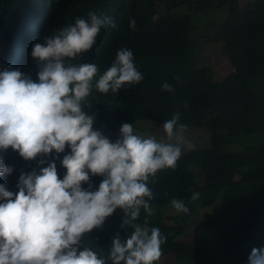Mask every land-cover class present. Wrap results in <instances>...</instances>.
<instances>
[{"label":"trees","instance_id":"1","mask_svg":"<svg viewBox=\"0 0 264 264\" xmlns=\"http://www.w3.org/2000/svg\"><path fill=\"white\" fill-rule=\"evenodd\" d=\"M226 2L231 4L227 19L208 39L222 44L232 72L214 81L210 67H196L190 55L194 47L193 15ZM89 12L111 17L116 25H105L93 48L70 61L98 67L92 92L83 104L88 115L94 116L93 129L104 116H113L115 127L108 139L115 142L123 121L150 120L162 127L177 109L181 123L209 128L213 133L209 147L182 153L174 169L158 171L149 178L147 184L154 196L150 204L152 208L170 205L167 210L174 214L169 218H179V231L183 232L190 221L198 219L197 206L215 202L214 214L206 225L217 238L216 255L229 264H248L254 248L264 249V145L248 153H222L218 146L230 138L264 130V91L249 90L251 82L264 79V0H248L241 8L236 0H0V72L14 68L37 81L33 45L74 24L76 18L87 19ZM132 19L136 21L135 30L129 27ZM122 48L133 52V62L143 80L126 84L117 93L98 92L96 80L111 67ZM165 82L172 85L174 94L161 91ZM185 102L187 108L183 107ZM67 154L70 149L66 147L58 155L53 152L26 161L9 148L0 152V157L13 171L0 175V180L16 193L21 174L39 172L40 167L53 162V157L57 175L63 179L66 169L61 161ZM196 171L201 173V185L195 182ZM102 179L90 174L89 182L82 187L89 190L90 184V190L95 191ZM193 193H199L194 201ZM203 195L209 197L201 200ZM173 199L184 201L189 211L176 212L171 206ZM122 218V210L117 208L101 228L83 237L79 250L91 247L106 258L117 233L122 240L131 235L130 227L121 228ZM145 219L149 228H159L166 237L160 260L170 254L191 264H208L210 255L204 239L177 240L176 231L162 222L164 218L146 216L142 209L136 223L143 224ZM106 264L111 262L106 260Z\"/></svg>","mask_w":264,"mask_h":264},{"label":"clouds","instance_id":"2","mask_svg":"<svg viewBox=\"0 0 264 264\" xmlns=\"http://www.w3.org/2000/svg\"><path fill=\"white\" fill-rule=\"evenodd\" d=\"M105 25L116 27L111 17L89 12L87 19L76 18L74 24L59 29L43 43H35L31 56L37 61V81L18 69L0 72V152L11 148L30 161L70 149L61 161L66 169L63 179L57 175L53 157L39 172L21 174L16 193L0 180V264H106V260L111 264H156L160 260L166 237L159 228H149L147 219L136 223L142 209L146 216L152 215L154 196L147 182L158 171L174 169L182 151L193 150L195 145L186 138L188 126L180 122L179 109L163 123L160 141L134 134L131 123L120 126L115 142L95 130L99 126L93 129L94 116L88 115L83 104L92 92L98 67L70 61L93 48ZM129 27L135 30L134 19ZM142 80L133 52L122 48L96 80L95 89L117 93L122 86ZM161 91L174 94L175 89L165 82ZM183 107H188L187 102ZM44 162L40 160L41 165ZM12 171L0 157V175ZM90 174L103 177L95 191L90 184L89 190L82 187ZM195 176L199 182L201 173L196 171ZM198 198L199 193H193L191 200ZM171 206L178 213L189 211L182 200L173 199ZM117 208L123 213L121 228L132 229L130 237L122 240L117 233L106 258L91 247L79 250L83 237L101 228ZM211 211L213 215L215 207ZM169 217H162V222L180 240L190 229L180 232L182 221ZM208 218L203 223L196 220L197 228L212 234L216 251L217 238L206 225ZM195 232L191 241L197 238ZM248 264H264V249L254 248Z\"/></svg>","mask_w":264,"mask_h":264},{"label":"rangeland","instance_id":"3","mask_svg":"<svg viewBox=\"0 0 264 264\" xmlns=\"http://www.w3.org/2000/svg\"><path fill=\"white\" fill-rule=\"evenodd\" d=\"M218 1V0H213ZM238 7L244 6L248 0H236ZM183 5V4H182ZM183 7V6H182ZM185 7V5H184ZM231 4L226 2L218 7H211L209 9L202 10L193 15L194 30L191 33V38L194 41L193 50L190 55L193 57V61L196 67L198 66H208L212 70L214 81L223 80L228 74L232 72V68L228 63L225 55L222 51V44L220 42H214L208 38L213 36V32L219 29V27L226 21L227 14L230 10ZM188 13V12H184ZM192 14V13H191ZM198 38V40H197ZM249 90L252 92L264 91V79L259 81H254L249 84ZM131 123L134 129V134L140 135L144 138L154 137L158 141L163 139L164 134L162 127L150 120H138ZM115 127V118L113 116H104L99 124V127L95 130L100 131L101 134L107 137L110 130ZM219 134H224L220 133ZM186 138L195 145V149H205L211 145V137L213 135L212 131L207 127H188L186 132ZM264 145V130L260 129L257 132L249 135H241L237 137L230 138L224 142V144L218 146L220 152H234L242 153L249 151H256L260 146ZM218 150V151H219ZM190 150L184 149L182 153L188 152ZM197 185L201 184V178L199 182L195 180ZM208 195H203L201 200L208 198ZM165 207L152 208V214L165 217L168 215H173L174 213L170 210H166ZM216 208L215 202L208 207H196V212L199 214L197 221L203 223V221L212 215V211ZM167 224L173 226V222L167 221ZM177 227L181 226L179 223ZM199 226V225H198ZM197 223L191 221L187 229H190L186 234H182L179 238L185 241H191V236H193L194 231L197 238L204 239L202 241L203 245L206 247L210 259L208 264H228L221 257L216 255V251L213 245L212 234L206 229L197 228ZM193 228V229H192ZM185 231V230H184ZM174 240V238H173ZM176 259L167 254L164 256L160 264H191L189 262H176Z\"/></svg>","mask_w":264,"mask_h":264},{"label":"bare ground","instance_id":"4","mask_svg":"<svg viewBox=\"0 0 264 264\" xmlns=\"http://www.w3.org/2000/svg\"><path fill=\"white\" fill-rule=\"evenodd\" d=\"M14 69V68H13ZM3 185H6V183H4Z\"/></svg>","mask_w":264,"mask_h":264}]
</instances>
